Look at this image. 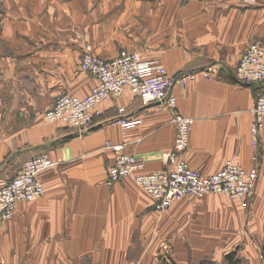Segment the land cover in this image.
Listing matches in <instances>:
<instances>
[{
	"label": "crops",
	"instance_id": "crops-1",
	"mask_svg": "<svg viewBox=\"0 0 264 264\" xmlns=\"http://www.w3.org/2000/svg\"><path fill=\"white\" fill-rule=\"evenodd\" d=\"M254 42L264 45V0H0V181L37 156L53 162L38 176L44 196L20 203L14 218L0 225V264L147 262L128 256L135 243L148 236L173 239L179 220L221 210L204 197L183 199L159 214L131 178L106 185L121 154L141 161L146 172L169 169L163 155L176 129L163 105H143L126 90L97 105L82 134L45 121L59 96L83 98L96 85L80 71L86 46L105 60L137 51L160 62L170 77L197 74L170 89L177 112L192 121L183 160L202 176L227 162L255 167L248 224L254 232L264 229V147L255 153L250 134V111L264 86L234 80ZM203 70L212 72L206 78ZM119 108L137 123L114 124ZM260 137L264 141V121ZM231 208L229 217L240 222L242 209Z\"/></svg>",
	"mask_w": 264,
	"mask_h": 264
},
{
	"label": "built area",
	"instance_id": "built-area-1",
	"mask_svg": "<svg viewBox=\"0 0 264 264\" xmlns=\"http://www.w3.org/2000/svg\"><path fill=\"white\" fill-rule=\"evenodd\" d=\"M80 71L92 76L97 81L96 85L83 98L69 94L59 96L44 115L47 123L62 124L82 134L90 128L92 113L97 105L120 97L127 90L143 105L160 104L169 109L176 129L173 148L163 155L168 170L146 172L141 161L134 156L121 154L107 171V186L131 178L151 199L157 212L166 211L183 199H202L208 195H225L242 210L248 209L258 178L255 167L246 170L233 162H227L218 173L202 176L183 160L192 121L176 111V101L170 89L176 83L185 87L195 80L197 74L170 77L160 62L144 60L137 51L122 50L115 58L105 60L94 55L90 46H86L83 51ZM211 72L203 70L201 75L207 78ZM234 80L243 85L264 84L262 43L254 42L246 48L236 66ZM118 112L120 118H116L114 124L126 129L137 123L123 118V108H119ZM250 113L253 121L250 129L252 148L257 153L264 147L260 137L264 121V93L256 98ZM105 147L111 146L106 142ZM119 148L114 147V150L118 151ZM253 161H257L256 155ZM52 166L53 162L43 154L26 161L12 179L0 181V225L14 218L20 203L33 202L44 196L38 176Z\"/></svg>",
	"mask_w": 264,
	"mask_h": 264
},
{
	"label": "rangeland",
	"instance_id": "rangeland-1",
	"mask_svg": "<svg viewBox=\"0 0 264 264\" xmlns=\"http://www.w3.org/2000/svg\"><path fill=\"white\" fill-rule=\"evenodd\" d=\"M206 197L213 199L212 207L216 206L221 210H211L203 215L197 214L192 218L179 220L173 233L179 231L180 234L175 235L173 239L159 235L156 238L145 237L139 243L134 242L136 247L129 251L128 256L131 255L134 261L142 255L147 262L134 261L132 264H196L201 260L210 264H225L224 255L233 250H237L245 264H264L261 255L264 229L257 232L251 230V225L248 224L249 206L248 209L241 210L242 218L240 222H236L228 215L232 210L231 205L235 202L225 195ZM187 199L193 198L185 200ZM193 200L201 201L204 198Z\"/></svg>",
	"mask_w": 264,
	"mask_h": 264
},
{
	"label": "trees",
	"instance_id": "trees-1",
	"mask_svg": "<svg viewBox=\"0 0 264 264\" xmlns=\"http://www.w3.org/2000/svg\"><path fill=\"white\" fill-rule=\"evenodd\" d=\"M261 255L264 260V243L261 246ZM225 264H245L241 257L238 255L237 250L230 251L224 255ZM196 264H210L205 260H201Z\"/></svg>",
	"mask_w": 264,
	"mask_h": 264
}]
</instances>
